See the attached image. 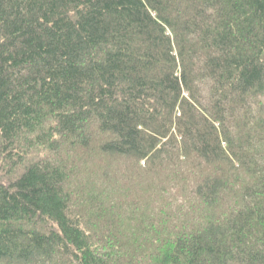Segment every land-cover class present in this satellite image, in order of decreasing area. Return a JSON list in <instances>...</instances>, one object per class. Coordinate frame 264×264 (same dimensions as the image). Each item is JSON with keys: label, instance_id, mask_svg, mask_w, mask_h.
I'll return each instance as SVG.
<instances>
[{"label": "trees", "instance_id": "1", "mask_svg": "<svg viewBox=\"0 0 264 264\" xmlns=\"http://www.w3.org/2000/svg\"><path fill=\"white\" fill-rule=\"evenodd\" d=\"M0 264H264V0H0Z\"/></svg>", "mask_w": 264, "mask_h": 264}]
</instances>
